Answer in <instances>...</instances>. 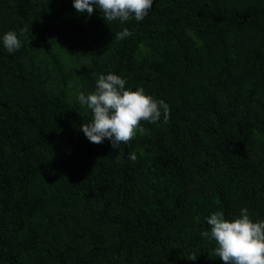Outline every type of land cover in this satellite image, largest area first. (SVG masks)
Segmentation results:
<instances>
[{
	"label": "trees",
	"instance_id": "trees-1",
	"mask_svg": "<svg viewBox=\"0 0 264 264\" xmlns=\"http://www.w3.org/2000/svg\"><path fill=\"white\" fill-rule=\"evenodd\" d=\"M108 73L169 121L89 142L78 95ZM242 208L264 219V0H154L123 23L0 0V264H223L205 218Z\"/></svg>",
	"mask_w": 264,
	"mask_h": 264
},
{
	"label": "clouds",
	"instance_id": "clouds-1",
	"mask_svg": "<svg viewBox=\"0 0 264 264\" xmlns=\"http://www.w3.org/2000/svg\"><path fill=\"white\" fill-rule=\"evenodd\" d=\"M154 0H73L77 13L91 15L98 8L104 21L127 22L131 19L142 21L153 6ZM26 31V30H21ZM132 35L128 28L115 34L116 40ZM3 47L13 53L19 50L22 42L16 31L9 30L2 36ZM79 103L91 110L92 119L80 125L89 142L101 144L105 139L114 148L128 144L137 133L145 134L142 124H156L170 119V107L163 100L146 95L142 87L132 90L126 88V80L119 75L99 74L94 90L85 95L80 92ZM129 159L136 161V154L130 153ZM210 231L202 236L215 241L214 254L223 264H264V219L253 221L247 208L233 219L225 218L222 211L212 212L205 218ZM189 260H196V254H190Z\"/></svg>",
	"mask_w": 264,
	"mask_h": 264
}]
</instances>
